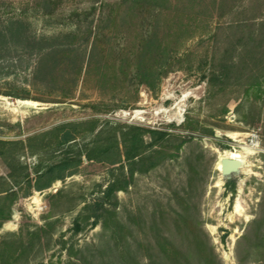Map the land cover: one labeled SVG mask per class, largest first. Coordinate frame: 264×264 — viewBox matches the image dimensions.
Here are the masks:
<instances>
[{
    "label": "rangeland",
    "instance_id": "rangeland-1",
    "mask_svg": "<svg viewBox=\"0 0 264 264\" xmlns=\"http://www.w3.org/2000/svg\"><path fill=\"white\" fill-rule=\"evenodd\" d=\"M263 10L0 0V264H264V46L234 28ZM117 139L122 163L100 162ZM222 156L244 163L231 184Z\"/></svg>",
    "mask_w": 264,
    "mask_h": 264
},
{
    "label": "trees",
    "instance_id": "trees-1",
    "mask_svg": "<svg viewBox=\"0 0 264 264\" xmlns=\"http://www.w3.org/2000/svg\"><path fill=\"white\" fill-rule=\"evenodd\" d=\"M149 1H153V0H129V2L131 3H142V2H149ZM264 12V10H263ZM255 17H252L251 19H247L246 21H242V22H237L234 23V28H238L244 35L245 32L250 31V40L254 43L256 41H260V45L264 46V16L262 18V20L257 23L256 20L254 19ZM237 45H234V48H236ZM244 50H247L248 45H244ZM237 63L234 61V66H236ZM262 70L264 71V61L262 62ZM149 84V83H148ZM149 88H153V85L150 83V85H148ZM66 127H63L61 131L62 135H61V142L60 144L63 146H67V145H71V143L76 141V136L75 133H73V131L71 130H65ZM149 134V136L151 137L152 141L154 142V145H156L159 141L162 140H166L167 137H171V133L166 132V131H161V130H152L147 132ZM146 134V133H145ZM142 136H144V134L139 135L138 137H136V140H124V148H126V156H129V150L128 148H137V149H141L142 152L145 149V143H144V139H142ZM144 148V149H143ZM155 153V152H154ZM130 158V157H129ZM156 156L155 155H150V156H146L144 155L143 157V162H150V164H153V161H155ZM100 162H108L111 164H118V163H122V152H121V146L118 143V139L117 141L114 142V144L109 145V147H107L104 150L103 156L101 158L98 159ZM81 163V159H73V158H66L63 159L57 163H54L50 166H48L45 171L43 173H41L40 178L43 180H45L44 183H42V185H38L37 189L39 191L44 190L46 188H49L51 186V184L57 180H62L64 178H66L68 175L73 174V170L75 168H77ZM126 184H128V182H125ZM229 184H231L229 182ZM123 190L122 187L120 186H111V188L109 189V193H114L117 191Z\"/></svg>",
    "mask_w": 264,
    "mask_h": 264
},
{
    "label": "water",
    "instance_id": "water-1",
    "mask_svg": "<svg viewBox=\"0 0 264 264\" xmlns=\"http://www.w3.org/2000/svg\"><path fill=\"white\" fill-rule=\"evenodd\" d=\"M216 136L220 137L218 134ZM219 163L221 166L220 176L222 182H229L242 174L244 163L241 159L223 158Z\"/></svg>",
    "mask_w": 264,
    "mask_h": 264
},
{
    "label": "bare ground",
    "instance_id": "bare-ground-1",
    "mask_svg": "<svg viewBox=\"0 0 264 264\" xmlns=\"http://www.w3.org/2000/svg\"><path fill=\"white\" fill-rule=\"evenodd\" d=\"M21 105H24V106H33L34 104L30 101H18ZM223 158H230V159H238L237 156L236 157H224L222 156L220 159H219V162L221 159ZM218 162V168L220 169L221 171V166H220V163Z\"/></svg>",
    "mask_w": 264,
    "mask_h": 264
}]
</instances>
